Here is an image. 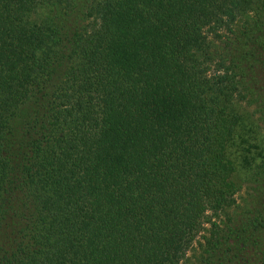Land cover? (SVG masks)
Returning <instances> with one entry per match:
<instances>
[{"label":"trees","instance_id":"obj_1","mask_svg":"<svg viewBox=\"0 0 264 264\" xmlns=\"http://www.w3.org/2000/svg\"><path fill=\"white\" fill-rule=\"evenodd\" d=\"M0 264H264V0H0Z\"/></svg>","mask_w":264,"mask_h":264},{"label":"rangeland","instance_id":"obj_2","mask_svg":"<svg viewBox=\"0 0 264 264\" xmlns=\"http://www.w3.org/2000/svg\"><path fill=\"white\" fill-rule=\"evenodd\" d=\"M246 153H244L243 155H245ZM239 163H241V159H240V161H239ZM240 165V164H239ZM245 188H244V186H242V188H241V191H240V195H245ZM187 255H189V257L191 256V252H188L187 253Z\"/></svg>","mask_w":264,"mask_h":264}]
</instances>
